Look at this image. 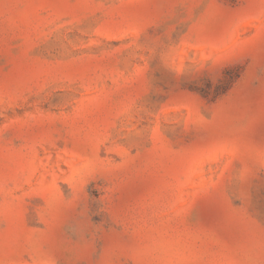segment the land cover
Instances as JSON below:
<instances>
[{"label":"rangeland","instance_id":"1","mask_svg":"<svg viewBox=\"0 0 264 264\" xmlns=\"http://www.w3.org/2000/svg\"><path fill=\"white\" fill-rule=\"evenodd\" d=\"M0 264H264V0H0Z\"/></svg>","mask_w":264,"mask_h":264}]
</instances>
